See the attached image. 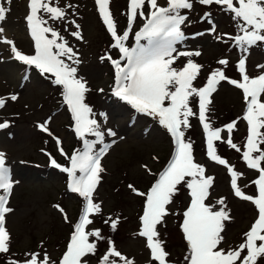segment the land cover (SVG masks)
Returning <instances> with one entry per match:
<instances>
[{"label":"rangeland","instance_id":"374dc122","mask_svg":"<svg viewBox=\"0 0 264 264\" xmlns=\"http://www.w3.org/2000/svg\"><path fill=\"white\" fill-rule=\"evenodd\" d=\"M0 264H264V0H0Z\"/></svg>","mask_w":264,"mask_h":264},{"label":"trees","instance_id":"16d2710c","mask_svg":"<svg viewBox=\"0 0 264 264\" xmlns=\"http://www.w3.org/2000/svg\"><path fill=\"white\" fill-rule=\"evenodd\" d=\"M180 10L178 9V8H174V9H170V10H167L165 13H166V15L168 16L169 14H172V13H174V12H179ZM244 33V35H250L251 34V31L248 29V30H246V31H244L243 32ZM242 70H238V72H236V74H235V76H238V77H241V72ZM234 75V74H233ZM44 77H45V75H44ZM135 114H133L132 116H134Z\"/></svg>","mask_w":264,"mask_h":264}]
</instances>
